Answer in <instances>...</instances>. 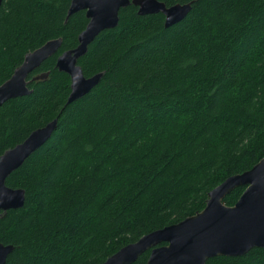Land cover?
I'll list each match as a JSON object with an SVG mask.
<instances>
[{"label": "trees", "instance_id": "trees-1", "mask_svg": "<svg viewBox=\"0 0 264 264\" xmlns=\"http://www.w3.org/2000/svg\"><path fill=\"white\" fill-rule=\"evenodd\" d=\"M70 1L0 0V84L61 38L28 76L31 93L0 106V156L57 119L5 180L25 192L22 207L0 212V242L14 246L6 264H102L200 212L211 189L264 158V0H159L191 2L170 27L161 13L121 8L77 61L86 77L102 73L98 84L67 103L71 81L56 59L88 22L84 10L67 17ZM205 264H264V247Z\"/></svg>", "mask_w": 264, "mask_h": 264}, {"label": "water", "instance_id": "water-1", "mask_svg": "<svg viewBox=\"0 0 264 264\" xmlns=\"http://www.w3.org/2000/svg\"><path fill=\"white\" fill-rule=\"evenodd\" d=\"M130 4L137 7L138 15L161 13L165 27L180 22L191 10V2L167 6L159 0H71L67 17L84 10L88 22L78 34V44L56 59V68L70 77L67 103L82 98L98 84L102 73L86 77L77 61L100 32L117 26L119 10ZM60 46L61 38L51 39L26 53L22 63L0 84V106L9 99L29 95L28 76ZM47 76L45 72L31 80ZM56 125L55 118L34 129L22 142L0 156V212L22 207L24 190L8 187L5 180L50 138ZM238 186H245L238 200L232 206L225 205L224 196ZM254 247H264V158L211 189L200 212L146 233L121 247L102 264H132L148 249L151 250L146 264H205L215 256H242ZM13 249V245L0 242V264H6Z\"/></svg>", "mask_w": 264, "mask_h": 264}]
</instances>
